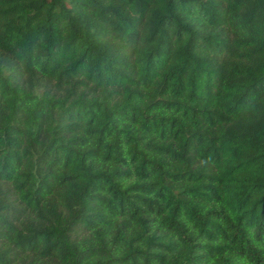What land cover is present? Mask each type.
Segmentation results:
<instances>
[{"label": "trees", "instance_id": "1", "mask_svg": "<svg viewBox=\"0 0 264 264\" xmlns=\"http://www.w3.org/2000/svg\"><path fill=\"white\" fill-rule=\"evenodd\" d=\"M0 264H264V0H0Z\"/></svg>", "mask_w": 264, "mask_h": 264}]
</instances>
